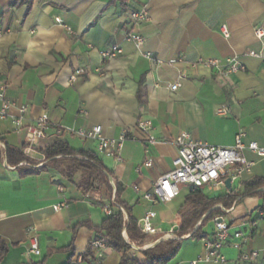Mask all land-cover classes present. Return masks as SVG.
Segmentation results:
<instances>
[{
    "label": "crops",
    "instance_id": "obj_1",
    "mask_svg": "<svg viewBox=\"0 0 264 264\" xmlns=\"http://www.w3.org/2000/svg\"><path fill=\"white\" fill-rule=\"evenodd\" d=\"M145 5L148 19L133 26L127 14ZM224 25L228 38L222 33ZM257 25L264 32V0H34L30 7L19 0H0V88L6 86L10 102L27 107L26 123L47 113L54 126L83 130L101 126L110 139L125 129L129 133L120 162L101 154L93 139H60L77 151L98 156L111 175L110 192L105 185H96L83 195L61 174L69 165L67 158L44 170L8 169L0 161V212L6 214L0 220V241L9 248L0 264H71L83 258L95 233L87 225L75 226L88 222L101 226L106 219L103 207L112 201L132 208L137 220L148 210L156 211L162 204L153 205L143 194L152 192L158 178L173 169L175 140L182 131L198 142L221 147L233 146L243 132L246 144L256 142L264 148V37L256 38ZM131 29L144 37L142 46L125 39ZM114 44L123 53L104 59L102 52ZM146 53L163 63L154 64ZM229 59L239 60L245 69L227 73ZM209 60H217L221 68L210 66ZM79 69L86 73L73 81ZM179 81L182 86L173 91L170 86ZM223 106L231 109V117L217 115ZM17 114L13 109L11 116L0 119V140L21 148L23 134L13 124ZM140 119L153 124L156 142L148 153ZM244 154L253 164L252 172L232 183L235 192L253 178L264 181V156L249 149ZM147 159L152 165H144ZM31 170L36 172L30 174ZM82 176L77 173L75 181ZM202 192L210 198L230 193L227 188ZM190 193L189 186L185 193L181 188L176 199L164 204L173 216L168 225L182 224L180 210ZM61 204L68 207L55 211ZM217 208L226 209L222 204L213 209ZM227 210L223 218L233 232H245L247 240L240 250L225 248V256L238 264L242 254L257 250V258L245 264H264V227H250L264 211V186ZM29 227L38 230L41 256L27 254ZM213 230L214 225L209 234ZM120 263L121 255L108 248L103 264Z\"/></svg>",
    "mask_w": 264,
    "mask_h": 264
},
{
    "label": "built area",
    "instance_id": "obj_2",
    "mask_svg": "<svg viewBox=\"0 0 264 264\" xmlns=\"http://www.w3.org/2000/svg\"><path fill=\"white\" fill-rule=\"evenodd\" d=\"M149 1V0H148ZM149 17L148 5H145L138 11L129 12L127 14L128 20L133 26L141 24ZM256 38L261 40L264 37V32L257 25L254 28ZM222 33L225 37H229V30L227 26H222ZM125 39L136 43L138 46L144 44V37L135 32L134 29L129 30L125 34ZM123 53L122 48L114 44L108 49L102 52L104 59H113ZM251 55H257L255 52H251ZM145 56L154 64H162V60H157L152 57L150 53H146ZM210 66L215 68H221L217 60H209L207 62ZM245 67L237 59L227 60L225 70L227 73H236L244 70ZM86 73L85 69H79L72 76V80H76L79 75ZM187 74L183 72L181 78L184 79ZM182 86V83L176 82L171 85L170 88L173 91L178 90ZM0 119H6L11 116L13 109L18 111L17 116H13V124L16 131L23 134V142L21 150L23 154L29 159L24 161L20 165L32 166L40 168L46 162L47 155L46 150L53 145L57 140L64 136L79 137L83 139H93L98 142V151L108 158L114 159L116 162L122 161V150L125 142L129 139L128 130L125 129L118 138H107L103 135V128L97 126L91 130L75 129L71 127L54 126L47 113H43L35 123H26V113L28 111L26 106H16L10 102L6 97V86L0 88ZM217 115L220 117H231V109L228 106H223L217 110ZM138 127L147 134V146L146 153L149 151V145L156 142V137L152 134L153 124L150 120L140 119ZM245 134L240 132L236 138L235 143L231 147L214 146L206 142H198L194 140L190 133L182 131L175 140L177 147V157L174 161V167L169 172L160 176L154 183L153 191L143 194V198L150 201L153 205L166 204L172 202L181 194L180 185H187L190 188L204 189L210 188L213 192H219L222 188H226V179L231 178L232 183L239 180L246 173L252 172L253 164L249 162L245 157V150L249 149L256 152L260 156H264V148H260L256 142L246 144L244 142ZM0 149L3 151L2 163L8 169H14L8 164L6 158V145L0 141ZM31 161L37 162L36 164ZM145 166L152 165L150 159H147L144 163ZM233 168V171L230 170ZM107 178H111V175L105 172ZM113 182V181H111ZM135 190L140 193L139 186H135ZM65 207L66 204L56 205L55 211H59ZM120 210L124 213L125 221H128V215L123 206L115 201L111 204H106L103 207L105 216H111L115 211ZM225 212L229 210L224 209ZM157 213L154 210H148L144 215L138 219L137 225L139 230L149 236H156L157 241L154 244L137 247L134 243H131L126 233L124 237L127 243L130 244L132 250L131 255L136 256L139 251L154 248L160 242L188 238L191 234L183 237H178L177 233L180 230L181 223L175 222L168 231L162 230L155 223ZM6 218V214L0 212V220ZM219 219H222L219 221ZM260 224L264 227V211L260 213V219L250 223L252 230H256ZM26 237L30 242V246L27 249L28 256H41V247L39 240V233L36 227H29L26 230ZM247 235L241 229L233 232V226L230 222L226 221L223 217H218L214 220V230L212 236L203 238V253L198 258L187 262L186 264H229L228 258L225 256L223 250L225 248L240 250L245 241ZM94 257L92 264H103L106 258V251L108 249L107 244L104 241L93 242ZM259 255L257 250L249 253L242 254L238 259V264H245L253 262ZM83 260L79 257L71 264H79Z\"/></svg>",
    "mask_w": 264,
    "mask_h": 264
},
{
    "label": "trees",
    "instance_id": "obj_3",
    "mask_svg": "<svg viewBox=\"0 0 264 264\" xmlns=\"http://www.w3.org/2000/svg\"><path fill=\"white\" fill-rule=\"evenodd\" d=\"M21 3H27L29 7L34 0H19ZM2 141V140H0ZM4 143V142H3ZM6 145V158L10 166L20 168L28 167L31 169H48L51 165H56L58 159H69V165L61 170V174L71 183H74L83 195L91 193L96 185L101 187L105 185L108 192L112 187L109 184L107 176L105 174V166L102 161L94 152L75 150L67 142L57 140L46 150L47 159L46 162L40 168L32 166L20 165L24 161L29 159L23 154L21 148L15 147L5 143ZM3 159V151L0 149V161ZM34 161H31L33 163ZM51 162V163H50ZM37 162H34L36 164ZM35 170L29 171L30 174L35 173ZM83 172V176L79 182L75 181L77 173ZM27 173V174H29ZM264 186V181L258 178H253L248 182H245L242 189L238 192H230L224 195L215 197H208L202 189L194 190L191 188V193L186 197L185 204L182 206L180 213L182 216V224L178 237H183L192 232L190 239L197 238L202 240L212 236L204 231L206 226L214 221L218 217H223L224 211L221 208L213 209L219 204H222L226 209L232 207V205L239 199L254 194L257 189ZM121 186L117 185V193L119 194ZM120 204L119 202H117ZM112 205V202L108 203ZM106 205V204H105ZM124 206L128 213V221H125L124 213L120 210L115 211L111 216H106V219L101 226H94L92 223H79L75 226V229L82 225H87L95 233L93 241L90 243L88 249L83 255V261L92 264L94 257L93 242L104 241L108 248L113 249L121 255L120 264H168L171 262L180 252L183 240L176 239L165 242H160L154 248L146 249L141 252L143 259L131 255V246L126 242L124 233H126L131 243H140L142 246L145 239L149 237L142 233L137 225V219L132 215V208L126 204H120ZM201 222L200 226L195 227ZM194 230V231H193ZM75 238V236H74ZM71 249V247H69ZM8 245L4 240L0 241V263L4 259L8 252Z\"/></svg>",
    "mask_w": 264,
    "mask_h": 264
},
{
    "label": "rangeland",
    "instance_id": "obj_4",
    "mask_svg": "<svg viewBox=\"0 0 264 264\" xmlns=\"http://www.w3.org/2000/svg\"><path fill=\"white\" fill-rule=\"evenodd\" d=\"M180 187L182 188L183 190V193H185L188 189V186L187 185H180ZM162 205L164 207H162ZM155 212L157 213L158 215V218L155 220L161 227L162 229L166 232L168 231L171 227H172V224L171 225H168V221L170 219L173 218L172 214H171V210H168L167 205L165 207L164 204H162ZM162 209V210H160ZM158 210L160 211H163V214L160 216L158 213ZM164 222V223H159V222ZM163 224V225H161ZM214 223L213 222H210V225H207L206 226V229L208 233H210L212 227H213ZM164 227V228H163ZM157 238L158 237H153V236H149L147 239L144 240V242L142 243L143 245L140 246V243H134L137 247H143L144 246H148V245H151V244H154L156 241H157ZM165 242V241H164ZM202 250H203V247H202V244L200 243V240L197 239V238H192V239H188V240H183V244H182V247H181V250L180 252L178 253V255L171 261L169 262L168 264H183V262H185L186 260L189 262L191 261L190 259L192 258H198L199 256H201L202 254ZM142 251H139L137 253V257L142 260L143 259V255L141 254ZM131 253V252H130ZM134 256V257H136ZM193 260V259H192ZM229 264H232L231 262H229Z\"/></svg>",
    "mask_w": 264,
    "mask_h": 264
},
{
    "label": "water",
    "instance_id": "obj_5",
    "mask_svg": "<svg viewBox=\"0 0 264 264\" xmlns=\"http://www.w3.org/2000/svg\"><path fill=\"white\" fill-rule=\"evenodd\" d=\"M226 188L230 191L233 192V187H232V179L228 178L226 179ZM222 219H219L221 221Z\"/></svg>",
    "mask_w": 264,
    "mask_h": 264
}]
</instances>
